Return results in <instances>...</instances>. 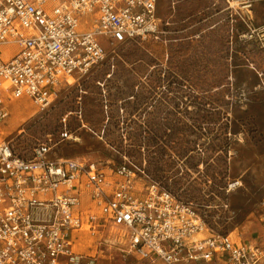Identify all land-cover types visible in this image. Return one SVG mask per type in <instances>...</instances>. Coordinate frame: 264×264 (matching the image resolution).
I'll return each mask as SVG.
<instances>
[{
    "label": "rangeland",
    "instance_id": "rangeland-1",
    "mask_svg": "<svg viewBox=\"0 0 264 264\" xmlns=\"http://www.w3.org/2000/svg\"><path fill=\"white\" fill-rule=\"evenodd\" d=\"M230 13L225 0H158L170 22L159 39L109 45L47 109L15 101L3 137L24 156L48 142L59 158L129 161L215 233L264 247V0L252 34L235 33ZM96 245L85 233L79 250L135 262Z\"/></svg>",
    "mask_w": 264,
    "mask_h": 264
},
{
    "label": "built area",
    "instance_id": "built-area-1",
    "mask_svg": "<svg viewBox=\"0 0 264 264\" xmlns=\"http://www.w3.org/2000/svg\"><path fill=\"white\" fill-rule=\"evenodd\" d=\"M258 1L225 0L235 33L256 32ZM157 5L0 0V264H98L97 250H79L85 233L96 249L131 255L134 264H264L263 246L215 233L191 203L129 161L110 168L59 158L48 142L24 156L2 135L15 101L47 109L62 87L105 59L109 45L159 39L170 22Z\"/></svg>",
    "mask_w": 264,
    "mask_h": 264
},
{
    "label": "bare ground",
    "instance_id": "bare-ground-1",
    "mask_svg": "<svg viewBox=\"0 0 264 264\" xmlns=\"http://www.w3.org/2000/svg\"><path fill=\"white\" fill-rule=\"evenodd\" d=\"M72 82H73V80H72Z\"/></svg>",
    "mask_w": 264,
    "mask_h": 264
}]
</instances>
